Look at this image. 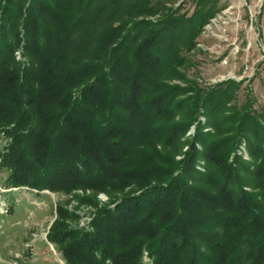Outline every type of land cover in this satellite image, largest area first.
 <instances>
[{
	"label": "trees",
	"instance_id": "16d2710c",
	"mask_svg": "<svg viewBox=\"0 0 264 264\" xmlns=\"http://www.w3.org/2000/svg\"><path fill=\"white\" fill-rule=\"evenodd\" d=\"M174 1L0 0L6 184L114 202L88 229L51 223L65 264H264V101L167 81L219 8ZM241 139L250 159H229Z\"/></svg>",
	"mask_w": 264,
	"mask_h": 264
},
{
	"label": "rangeland",
	"instance_id": "374dc122",
	"mask_svg": "<svg viewBox=\"0 0 264 264\" xmlns=\"http://www.w3.org/2000/svg\"><path fill=\"white\" fill-rule=\"evenodd\" d=\"M192 5L193 0H183L181 7L189 11ZM216 5L219 8L202 25L194 45L185 54L184 65L179 66L181 77H170L167 81L183 85L186 78L206 88L228 78L239 80L236 102L241 103L249 94L253 107L258 108L264 101V0H216ZM14 54L20 57L18 50ZM199 118L204 119L202 115ZM192 133L191 125L185 136L190 137ZM9 140L10 136L0 129V154ZM185 147L182 145L181 151ZM233 153L250 159L244 139L236 143L229 159ZM181 156V153L174 155L176 159ZM6 176L7 170L1 167L0 264H65L58 248L46 239L51 223L62 219L70 227L85 230L91 226L96 207L114 204L103 191L93 194L89 189L80 188L67 193L46 188L37 190L24 184L7 185ZM83 194L91 195L95 202L80 201ZM118 195L115 193V197ZM59 204L71 213L59 218L56 212ZM142 260V264L148 261L145 251Z\"/></svg>",
	"mask_w": 264,
	"mask_h": 264
}]
</instances>
